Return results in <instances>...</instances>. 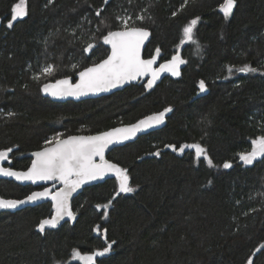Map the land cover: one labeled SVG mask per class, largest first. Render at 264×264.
Here are the masks:
<instances>
[{"label": "trees", "instance_id": "obj_1", "mask_svg": "<svg viewBox=\"0 0 264 264\" xmlns=\"http://www.w3.org/2000/svg\"><path fill=\"white\" fill-rule=\"evenodd\" d=\"M15 3L0 0V150L13 149L9 167L28 169L30 154L58 133L90 135L165 108L172 111L163 128L109 154L128 169L136 191L117 196L107 218L96 206L115 196V178L84 187L72 202L75 221L44 233L38 224L52 215L50 202L1 210L0 264H82L72 257L74 249L88 254L112 240L111 252L97 264H247L250 258L264 264V249L255 251L264 244V163L245 166L238 157L264 135V0H237L228 19L219 10L223 0H189L183 9L184 0H26L27 14L9 29ZM124 13L151 17L136 22L152 33L145 57L157 47L161 61L182 50L181 76L166 77L154 88L140 82L80 102L44 97V83L76 77L72 64L86 67L107 56L102 35L109 29L100 21L114 31L116 17ZM195 17H200L194 29L199 54L190 43L177 48L183 26ZM89 42L97 47L84 53ZM48 63L59 65V71L34 80ZM245 64L258 71L228 75L225 66ZM201 80L205 93L199 90ZM193 143L207 150L215 167L203 157L197 160L194 149L178 156L165 148ZM156 151L161 155H151ZM225 161L232 168L224 169ZM40 188L0 179V198L23 199Z\"/></svg>", "mask_w": 264, "mask_h": 264}, {"label": "snow or ice", "instance_id": "obj_2", "mask_svg": "<svg viewBox=\"0 0 264 264\" xmlns=\"http://www.w3.org/2000/svg\"><path fill=\"white\" fill-rule=\"evenodd\" d=\"M108 2L109 0H104L105 4ZM188 2L189 0H184L181 9ZM236 2L237 0H223V3L219 5V10L223 13L225 19L230 18L233 14ZM143 11L147 12V9ZM101 12L102 9H98L95 15L99 17L101 16ZM26 14V0H18V3H15L11 8V19L7 22V28H12L13 22ZM176 15L177 12L174 11L172 16L175 17ZM116 19L119 21V29L115 31L110 30V25L105 20L101 19L100 21L103 28L109 29L107 30V34L102 35L103 44L110 46V53L107 54L105 59L100 60L98 63L93 62L90 66L86 67L72 64L71 68L74 70L75 75L78 76L75 83L72 82V77L65 76L62 79H56L54 82L44 83L41 90L57 99L66 97L80 98L82 96L90 94L96 95L122 87L125 83L134 81L139 77L150 76V79L145 85L146 88L150 89L163 72L171 73L173 76L180 75L179 68L186 61L179 54L173 55L170 60L160 64L158 68H154L153 65L160 55L161 49L159 47L155 49L156 54L150 59L142 58V48L150 36V31L138 26L136 22L151 19L150 16L146 17L141 13L133 18L131 14L126 13L124 16H117ZM199 20L200 17H195L183 26L182 37L177 48L185 43H190L195 45L196 54L200 53V44L195 38L194 33V29ZM97 31H102V29L98 27ZM46 43L47 40H45ZM96 47V44L89 42L82 51L89 53L94 51ZM225 67L229 76L234 71L240 73H256L258 71L257 68L251 67L248 64L239 68H235L234 66ZM59 68V65L48 63L33 76V79L39 81L42 76L45 78L53 77L59 71ZM199 90L201 93L207 91L204 80L199 81ZM171 111V108H165L163 111L145 117L134 124L113 128L95 135H72L62 138V134L58 133L50 139L45 140V144L49 146L32 153V156L35 158L31 161V166L27 171H16L11 167L0 166V176L13 177L17 181H30L32 183H36L37 181H58L63 187L55 192H51L48 188H45L43 191L32 192L24 200L0 198V209H15L25 203H35L42 199L50 198L54 214L50 218L42 219L38 224V231L44 233L46 228L55 229L58 223L65 217L75 220L77 214L73 211L70 204L72 194L83 184L89 181L103 179L105 175L111 173L115 175L118 182L116 194L104 205L96 206L97 209H104L103 216L107 218V209L112 205V201L122 193L128 194L135 192L136 188L130 186L128 169L105 159L106 149L132 139L137 133L163 124L165 114ZM13 115L15 113H7L9 117ZM207 122L210 123V121ZM166 147L171 148L174 152L178 151L181 154L184 153L185 149H194L197 160L203 157V160L209 167H215L207 150L200 143L184 144L179 146V148L169 144ZM12 151L13 149L11 147L0 150V161L9 160V153ZM151 155L158 157L161 153L160 151H156L155 153H151ZM238 157L245 166H253L256 162L264 163V135H259L252 139L251 151L238 153ZM97 158H99V162H97ZM232 166L231 162L225 161L223 163L224 169H230ZM94 231L99 232V226ZM115 243L116 241L112 240L110 243H106V246L102 250L93 251L88 254H82L80 251L74 249L71 255L74 259L81 261L82 264H97V258L109 254ZM262 249H264V244H261L255 251L259 253ZM54 264H61V262L54 261ZM247 264H253L251 258Z\"/></svg>", "mask_w": 264, "mask_h": 264}, {"label": "water", "instance_id": "obj_3", "mask_svg": "<svg viewBox=\"0 0 264 264\" xmlns=\"http://www.w3.org/2000/svg\"><path fill=\"white\" fill-rule=\"evenodd\" d=\"M146 29H147V28H146ZM117 30H118V29H117ZM147 30H149V29H147ZM114 31H115V30H114ZM149 31H150V30H149ZM151 37H152V33H151V31H150V36H149L148 40L145 41V44H144V46H143V48H142V58H144V59H150L153 55L156 54V53L154 52V54H153L152 56H150V57H145V55H144V53H145V49H146L148 43L150 42ZM106 46L109 48V53H110V46H108V45H106ZM109 53H108V54H109ZM177 54H179V55L185 60V58H184L183 55H182V50H179L175 55H177ZM161 55H162V52H160V55L157 57L156 63L153 65L154 68H158L160 64L165 63L166 61H168V60H170V59L172 58V57H171L170 59H167V60L161 61ZM105 58H106V57H105ZM105 58H103V59H105ZM185 61H186V60H185ZM97 63H98V62H97ZM185 64H186V63H185ZM185 64H183V65L180 66V68H179L180 75H179V76H181L182 69L184 68ZM179 76H173V75H171V73L163 72V73L160 74V78L155 82V84L153 85L152 88L156 87V86H157V85H158V84H159L164 78H166V77L177 78V77H179ZM70 77H72V76H70ZM62 78H64V77H62ZM62 78H60V79H62ZM77 79H78V76H76V77H72V82L75 83ZM149 79H150V76L139 77V78H137V79L134 80V81H131V82H129V83H125L122 87L114 88V89H111L110 91H107V92H101V93L96 94V95H91V94H90V95H87V96H82V97H80V98L66 97V98H63V99H57V98H54V97L48 95L47 93L43 92L42 90H41V93H42V95H43L44 97L49 98V99L52 100L53 102H58V103H63V102H67V101L80 102V101H84V100L97 99V98L105 97V96H108V95L114 94V93H116V92H118V91L124 90L126 87H128V86H130V85L138 84V83H140V82H141V83H146V84H147V81H148ZM49 82H54V81H49ZM49 82H46V83H49ZM42 86H43V85H42ZM42 86H41V89H42ZM162 111H163V110H162ZM158 112H161V111H158ZM158 112H154V113L148 114V115L144 116L143 118H141V119H139V120H142V119H144L145 117L151 116V115H153V114H155V113H158ZM169 115H170V112L165 114V118H164V123H163V124L158 125V126H155V127H153V128H150V129H147V130H145V131H143V132L137 133V135H136L135 137H133V138L130 139V140L124 141V142L121 143V144L110 146L109 149H106V151H105V159H106V160H109V161L112 162V163H115V162H113L112 160H110V159L108 158V156H109V154L111 153V151H113L114 149H116V148H118V147L124 146V145H126L127 143L133 142V141L137 140L138 138H140L141 136L147 135V134H149V133H151V132H153V131H156V130H159V129L163 128V127L165 126V124H166L167 117H168ZM139 120H137L136 122H138ZM136 122L129 123V124L118 125V126L113 127V128L124 127V126L130 125V124H134V123H136ZM113 128H110V129H108V130H106V131H109V130H111V129H113ZM103 132H105V131H103ZM95 134H97V133H95ZM95 134H90V135H95ZM84 135H87V134H75V136H84ZM70 136H72V135H70ZM64 138H66V137H64ZM182 145H184V144H182ZM47 146H49V145H47ZM47 146H46V147H47ZM176 147H177V146H176ZM165 148H166V150H170V151L174 152L171 148H168V147H165ZM177 148H179V147H177ZM40 150H42V149H40ZM40 150H37V151H40ZM189 150H193V149H185L184 153L187 152V151H189ZM250 151H251V150H250ZM34 152H36V151H34ZM32 153H33V152H32ZM32 153L30 154V156H31V158H32V160H33L35 157L32 156ZM175 153H176L178 156H182V155H184V153L181 154V153H179L178 151H176ZM9 161H10V159L7 160V161H0V166H3V167H9V166H8ZM97 162H99V158H97ZM239 162H240L241 164H243V162H241L240 160H239ZM256 163H257V162H256ZM115 164H117V163H115ZM117 165H118V164H117ZM30 166H31V164H30ZM30 166H29V167H30ZM12 169H13V170H16V169H14V168H12ZM16 171H27V169H26V170H16ZM113 178L116 179L115 175L109 173V174L105 175V177H104L103 179H97V180L89 181V182L83 184L79 189H77V190L72 194V197L70 198V204H71V207H72V202H73L74 198H75L77 195H79V194L81 193V191L83 190L84 187H86V186H91V185L98 184V183H102V182H105V181L108 180V179H113ZM0 179H5V180H9V181H14V182L19 183V184H22V185H33V186H36V187H41L40 189H37V190H35V191H33V192L43 191L45 188H48L51 192H55V191L59 190L61 187H63V185H62L61 183H59L58 181H37L36 183H32V182H30V181H17V180H16L15 178H13V177H3V176H0ZM30 194H31V193H30ZM30 194H29V195H30ZM25 198H26V197H25ZM25 198H23V199H12V200H24ZM46 202H50V203L52 204V201H51V199L49 198V199H42V200L37 201V202H35V203H25V204H23V205L18 206V207L15 208V209H0V211H1V210H8V211H11V212H16V211L23 210V209H25V208H27V207H35V206H37V205H40V204H42V203H46ZM52 210H53V213H52V215H53V214H54V209H53V207H52ZM52 215H51V216H52ZM51 216H50V217H51ZM50 217H48V218H50ZM74 221H75V220H72V219H69L68 217H65L63 220H61V221L58 223V225H57V227H56L55 229H58L61 225L65 224V223H67V222L72 223V222H74ZM46 230H54V229H47V228H46Z\"/></svg>", "mask_w": 264, "mask_h": 264}, {"label": "rangeland", "instance_id": "obj_4", "mask_svg": "<svg viewBox=\"0 0 264 264\" xmlns=\"http://www.w3.org/2000/svg\"><path fill=\"white\" fill-rule=\"evenodd\" d=\"M26 10H27V4H26ZM124 15H126V13H124V14H122L121 16H124ZM132 15V14H131ZM133 16V15H132ZM24 17V16H23ZM133 18H135L134 16H133ZM19 19V18H18ZM201 93V92H200ZM205 93V92H204ZM130 183V182H129ZM110 208V207H109ZM109 208L107 209V211L109 210ZM101 209H103V208H101Z\"/></svg>", "mask_w": 264, "mask_h": 264}, {"label": "bare ground", "instance_id": "obj_5", "mask_svg": "<svg viewBox=\"0 0 264 264\" xmlns=\"http://www.w3.org/2000/svg\"><path fill=\"white\" fill-rule=\"evenodd\" d=\"M118 29V28H117Z\"/></svg>", "mask_w": 264, "mask_h": 264}]
</instances>
